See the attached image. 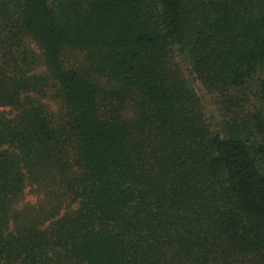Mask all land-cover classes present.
Returning a JSON list of instances; mask_svg holds the SVG:
<instances>
[{
	"label": "trees",
	"instance_id": "obj_1",
	"mask_svg": "<svg viewBox=\"0 0 264 264\" xmlns=\"http://www.w3.org/2000/svg\"><path fill=\"white\" fill-rule=\"evenodd\" d=\"M0 106V264H264V0H0Z\"/></svg>",
	"mask_w": 264,
	"mask_h": 264
},
{
	"label": "rangeland",
	"instance_id": "obj_2",
	"mask_svg": "<svg viewBox=\"0 0 264 264\" xmlns=\"http://www.w3.org/2000/svg\"><path fill=\"white\" fill-rule=\"evenodd\" d=\"M174 65H177L181 73V77L188 88L193 90L201 100V111L204 123L210 129H215V124L222 114V105L220 96L217 93L211 92L201 85L200 81L191 73L190 66L183 56L174 58ZM53 97V98H52ZM52 97L43 99L48 104L49 108L54 112L57 111L55 106L56 98ZM14 110L9 106H0V116L11 118L14 115ZM43 194L36 191L34 187L27 185L22 193L21 199L16 204V209L20 210L25 206H37L40 201L44 202ZM76 204H72L70 209H74ZM68 210V207L63 205L58 215H61Z\"/></svg>",
	"mask_w": 264,
	"mask_h": 264
}]
</instances>
